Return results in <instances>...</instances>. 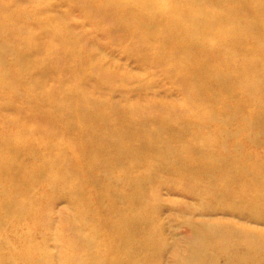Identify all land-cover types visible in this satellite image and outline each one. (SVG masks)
Returning a JSON list of instances; mask_svg holds the SVG:
<instances>
[{"label":"rangeland","instance_id":"1","mask_svg":"<svg viewBox=\"0 0 264 264\" xmlns=\"http://www.w3.org/2000/svg\"><path fill=\"white\" fill-rule=\"evenodd\" d=\"M106 1L0 0V42L8 46L0 60L4 79L0 84V134L13 126L3 118L24 120L35 144L28 152L21 146L16 150L18 162L28 170L45 152L41 141L53 138L61 141L65 158L78 156L87 168L80 175L70 174L69 183L63 185L49 180L51 169L46 167L39 177L43 183L48 180V187L29 184L33 193L44 195L37 216L9 217L0 224V233L7 243L17 238L32 246L39 243L37 253L51 255L57 264L68 245L55 232L63 228L79 200L87 204L86 222L98 234H102L105 212L104 218L116 219L119 229L139 223L141 238L135 239L133 249L143 264H264V67L257 69L261 84L253 93L244 89L243 81L232 80L246 62L259 59L247 53L254 46L252 38L239 41L235 34L225 35L227 26L211 27L199 35L200 21L187 12L203 0H149L148 5V0ZM176 1L177 20L172 12ZM161 2L169 5H163L168 21L160 22L157 17ZM249 2L253 11L264 0ZM230 5L223 3L219 8L233 13L236 8ZM133 6L143 7L138 9L143 14L134 17L138 11ZM121 9L129 20L118 15ZM140 18L145 22L140 31L149 38L136 37ZM175 21L176 27L184 26L185 42L192 43L211 64L197 68L192 76H182L159 59L165 54L157 40L160 25ZM15 28L21 30L19 37ZM223 36L234 40L228 54L216 53V42ZM22 37L34 47L21 59L24 74L17 78L15 65L24 51L18 38ZM253 72L247 71L249 76ZM196 75L202 79L198 81ZM193 86L204 90L195 104H189ZM82 94L128 120L119 128L128 135L121 142H134V149L130 158L120 159V169L118 165L106 168L94 153L87 158L82 155L79 115L74 109ZM65 96L70 103L68 116L61 100ZM138 121L152 139L148 129L157 127L164 137L160 141L168 145L160 147L156 137L144 145L145 132L133 134ZM183 139L211 150L213 163L212 158L188 153L187 145L174 149L172 145ZM191 156L192 162L184 167ZM195 172L198 177H193ZM74 183L84 191L72 194ZM0 187L2 195L5 184ZM82 192L84 199L78 198ZM111 264L123 263L116 259Z\"/></svg>","mask_w":264,"mask_h":264},{"label":"bare ground","instance_id":"2","mask_svg":"<svg viewBox=\"0 0 264 264\" xmlns=\"http://www.w3.org/2000/svg\"><path fill=\"white\" fill-rule=\"evenodd\" d=\"M164 1L167 0H162V2ZM106 2L113 3L109 1ZM148 2L149 0L147 1V5ZM248 2L249 0L196 1L197 5L192 9L190 8L191 10H189L187 14L193 20L200 21L201 27H198L199 35H204L206 32H210L211 27L215 28L227 26L229 31L225 35L235 34L239 41L252 38L251 40L254 46L248 49L247 53L258 55L259 59L254 62H246L242 69L235 72L236 74H234L232 80H235V83L243 81L244 89L253 93L255 92V88L261 84L262 78L261 72H257V69L259 67H264V63L261 59V57L264 58V25H261L264 23V2H259L258 5H255L253 11H250L253 8V5H250V2ZM223 3H227L228 5L231 4V9H234L235 7L236 10H234L233 13L227 14V12H224L221 8H219V5ZM172 4V12L177 20L180 15V9L176 5L177 1ZM147 5H145V7ZM161 5L162 8L158 11L157 17L160 22L168 21V13L165 12V8L163 6L165 4L162 3ZM133 8L138 11V14H133L134 17L143 14V12L138 10L143 9V7L137 9L133 6ZM242 10H244L243 15L241 12ZM123 11L124 10L122 9L117 10L120 17H124L126 15ZM230 14L238 20L233 22ZM244 15L248 17H243ZM6 18L7 20L10 19L9 17ZM242 18H244V20ZM123 19L126 21V19L129 20L130 18L124 17ZM207 20H209V22H206ZM239 21L240 23L237 24ZM42 23L44 26L45 23ZM126 23H128V21ZM144 24L145 22L140 18L139 25L135 26V28L138 29V31H136L137 38L141 39L144 37H150L148 34L141 33L140 31L142 25ZM175 24L176 21L173 24L160 25L161 32L157 40L159 46L165 49V54L163 58L159 59L167 61L170 66L175 67L182 74V76H192L195 74L194 72L197 71V68H206V66H210L211 64L203 60L201 54L195 50L192 43L185 42L184 26L176 27ZM185 29H187V26H185ZM14 30L15 36L19 37L21 30L18 28L13 29V31ZM243 36L247 37L244 38ZM18 39V42H20L21 53L22 50H24L23 54H21L22 58L20 57L21 60L31 54L34 44L24 37ZM220 39L216 42V53H227L234 40L226 36H223ZM7 48L8 46L5 42H0V60L2 58V54L7 50ZM20 60L18 65H15V67L19 70V72H17V78L24 74L22 73L24 68L21 67L22 65L20 66V62L23 61ZM225 61L228 65H234L235 63L234 61L227 59H225ZM252 69L254 72L251 76H249L247 71ZM196 77L198 78V81L202 79V76L196 75ZM3 81L4 79L0 75V84ZM191 89V95L187 102L189 104H195V101L200 99L204 89L194 86ZM77 97L80 99L77 101L76 108L74 109L77 110L79 115V132L77 136L81 141L78 146L82 155L87 158V155L90 156L94 153L96 157H99L102 165L106 168L110 165H118L120 169L122 163L120 159L124 160L126 158H130L131 151L134 149V142H121V140H123L122 138L124 137L125 139L128 135L119 128H121L122 124L126 123L128 120L124 119L125 115H115L117 112L114 110L104 109L98 103L94 101L92 102L91 98L85 94L78 95ZM61 100L63 102L62 104L64 106L65 115L68 116L70 103L66 100V96ZM3 119L13 126L8 127L6 132L0 134V186L3 183L5 184L4 190H1L2 195H0V224H3L6 220H8L7 218L16 217L22 213L24 215H30L31 217L37 216V205L44 195L41 192L33 193L29 184L32 182H39L42 185L44 184L45 187H48V180H45V183H47L45 184L43 183L44 178L39 177L42 175V172L46 167V169H51L48 172L51 175L49 180L55 179L63 185L69 183V179L71 178L70 174H73V176L80 175L86 171L85 169H87L81 165L78 156L76 157L74 155V157L71 156L70 158H65L59 145L61 141L59 142L56 138L41 141V144L45 146V152L37 158L35 165L30 170L26 169L18 162L17 155L19 151L16 150V146H21L28 152L32 145L35 144V141H33L30 137L29 129L25 128L23 125V119H20L19 121L15 118L11 119L5 117ZM135 125L137 127L133 129V134L138 135V132H145L144 135L146 136L142 135L144 138L143 141H141L142 143L145 141L149 144V142H152V140L156 137L160 147L168 145V143L160 141V139H164V137H162V134L159 133L157 127L148 129L151 135H154L152 139L151 137H148V133L146 134L147 130L143 131L141 129L142 127L140 121L135 122ZM166 130H169V128ZM143 144L145 145L146 143ZM184 145L189 147L188 153L190 152L191 155L198 154V156H203L207 159L212 158V162H210V164H212L215 160V157L211 154V150L205 148L204 146L205 150L201 147L195 146V144H191L188 139H183L180 143H175L172 146L174 149H177L178 147ZM75 146L77 147V144ZM116 154L118 157H115ZM50 155L54 158L52 161H49L48 157ZM191 160H193L192 156L191 159L187 158L184 161V167L188 165L187 163L192 162ZM71 161L73 164L72 167L70 166ZM43 166L45 167L43 168ZM236 166L239 167V165ZM113 171H118V169L113 168ZM195 176L198 177L196 172L193 174V177ZM204 179L208 180L207 178ZM24 185H28L27 190H22ZM70 190L72 194H80V190L84 191L77 185V183H74L73 188ZM87 190L88 189L85 191L87 192ZM84 195L85 192H82V195L75 196L84 199ZM87 196L90 198L91 195ZM86 205L85 201H76L73 214L66 219L63 228L61 227V229H57V232H55L57 233L55 236L64 239L68 245V248L61 251V256H59V262L57 264H111L116 259L122 261L123 264H143L142 256L140 254H136L133 249L135 245L134 242H136L135 239L141 238L140 231L142 226L139 225V223L137 226L135 223H130L127 224L124 229H119L116 219H109L108 217L104 218V215L107 216V213L105 212L106 214H102L101 218L103 221V226L101 227L102 234H98V230L93 226L89 227L88 222H86V216L88 214V206ZM141 223L144 224L145 222ZM146 228L148 229V227ZM148 231L150 232V230ZM7 242L8 240L0 233V258H4L3 261H0V264H6L8 261L11 262L13 260L18 261L16 264H55L52 262L51 255L47 256L46 253H37L36 249L39 247V243L32 246L28 243V241H24L19 238L14 239L11 243ZM105 243H107V245H105ZM3 246L6 249L5 254L3 253Z\"/></svg>","mask_w":264,"mask_h":264}]
</instances>
